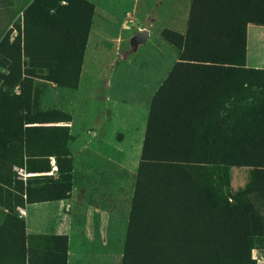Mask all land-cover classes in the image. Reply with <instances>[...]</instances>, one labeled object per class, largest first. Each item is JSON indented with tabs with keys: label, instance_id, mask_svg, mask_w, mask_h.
Returning a JSON list of instances; mask_svg holds the SVG:
<instances>
[{
	"label": "rangeland",
	"instance_id": "rangeland-1",
	"mask_svg": "<svg viewBox=\"0 0 264 264\" xmlns=\"http://www.w3.org/2000/svg\"><path fill=\"white\" fill-rule=\"evenodd\" d=\"M151 1L0 0V264H264V0Z\"/></svg>",
	"mask_w": 264,
	"mask_h": 264
},
{
	"label": "trees",
	"instance_id": "trees-1",
	"mask_svg": "<svg viewBox=\"0 0 264 264\" xmlns=\"http://www.w3.org/2000/svg\"><path fill=\"white\" fill-rule=\"evenodd\" d=\"M182 201L185 203V197ZM178 202H181L180 198L176 197L175 203L177 204ZM167 213L168 215L166 217H161H163V220H165L166 226L171 227L172 233L163 232L160 229H158V234L157 232H152L153 236L158 237L156 240V243L158 244L150 245L152 248L156 246V254L153 252V250H151L152 248L150 251L144 252L145 256L143 259H141L143 260V264H189L185 263V230L177 227L178 216L174 213V211H168ZM162 234H168V236L172 238L170 242L173 244L161 246L160 244L162 243V238L160 236ZM153 242L155 241L153 240Z\"/></svg>",
	"mask_w": 264,
	"mask_h": 264
},
{
	"label": "crops",
	"instance_id": "crops-1",
	"mask_svg": "<svg viewBox=\"0 0 264 264\" xmlns=\"http://www.w3.org/2000/svg\"><path fill=\"white\" fill-rule=\"evenodd\" d=\"M179 1L184 0H153L151 1L153 3V7H150L151 13L148 17V20L151 21L152 24H157L158 26L162 25H171L173 24L172 16L169 14V11L179 8ZM143 3V0H135V9ZM182 8L186 10H189L192 8V3L185 0V3L182 4ZM187 20V16L185 15L182 19L181 27L183 32L187 30V27H185V21ZM93 155L95 153H99L98 149L91 148L90 149ZM97 160L96 157H92V159L89 161V165L91 167V170L94 166V161ZM91 175L94 177L90 180V183L88 185V189L86 192L88 193V196H92L96 201L103 202L104 200V183L102 179L99 178L98 173H96L94 170L91 172ZM106 193V189H105ZM71 257L73 256V252L71 251ZM72 259L77 263L78 257L74 256Z\"/></svg>",
	"mask_w": 264,
	"mask_h": 264
}]
</instances>
